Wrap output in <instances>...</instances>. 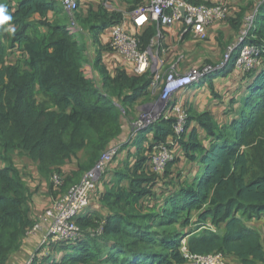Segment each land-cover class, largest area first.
<instances>
[{
  "label": "trees",
  "instance_id": "1",
  "mask_svg": "<svg viewBox=\"0 0 264 264\" xmlns=\"http://www.w3.org/2000/svg\"><path fill=\"white\" fill-rule=\"evenodd\" d=\"M0 3L12 16L3 27L15 28H0V264H6L35 223L11 155L25 153L47 177L55 199L79 182L78 175L89 170L104 149L128 136L126 132L120 138L121 117L155 96L150 74L129 75L119 68L109 73L103 65L102 52L110 50L101 36L118 23L114 11L101 6L85 17L75 12L80 31L70 34L62 21L49 19L50 13L60 14L52 0H19L14 9L7 0ZM241 21L242 17L233 21L237 30ZM254 21L247 42L263 48V61L251 71H239L247 80L248 95L238 101L236 115L219 126L209 112L187 108L185 133L178 140L174 118H159L125 140L118 154L133 147V161L101 193V206L109 215H79L81 237L40 248L32 264H188L180 252L183 242L191 254L219 253L235 257L239 264H264L260 236L246 225L264 217V0ZM84 32L95 47L91 68L98 80L84 69ZM154 34L149 25L137 35L142 49ZM14 51L19 54L16 63L7 64V55ZM237 55L238 51L231 56L230 70ZM196 128L210 139L207 148ZM167 140L180 147L189 163L200 165L202 177L197 174L181 182L177 157L167 163L162 176L152 171L154 148L168 146ZM80 153L87 163L77 160L78 173L65 175L63 166ZM53 174L61 179L59 188L51 181ZM158 185L168 192L159 194ZM223 225L225 232L220 234Z\"/></svg>",
  "mask_w": 264,
  "mask_h": 264
},
{
  "label": "built area",
  "instance_id": "2",
  "mask_svg": "<svg viewBox=\"0 0 264 264\" xmlns=\"http://www.w3.org/2000/svg\"><path fill=\"white\" fill-rule=\"evenodd\" d=\"M260 4L261 1L255 2L250 11L244 14L235 41L227 45L222 61L218 65H204L190 68L185 72L179 69L185 59L181 51H176L172 63L165 64L164 57L171 51L164 45L165 30L174 23L181 22L183 24L182 38L190 35L199 41H205L207 29L215 22L227 19L229 13L224 5L193 4L188 0H149L137 6L131 13L133 33L126 31L119 23L112 25L108 42L110 52L119 55L131 65L133 75L150 74V92L155 98L143 105V111L131 124L128 136L123 141L113 143L106 148L93 166L85 171L80 181L64 194L57 195L51 205L39 216V223L28 230L26 237L37 232L42 235L34 254L31 253L23 264H32L35 252L42 247L60 242H75L81 237L82 231L76 224V218L87 208L97 181L105 173L108 163L118 154L123 143H127L138 132L146 129L159 118H174L173 131L177 140L185 133L188 114L187 107L179 100L180 94L199 86L213 73L224 70L236 51L238 55L234 64L235 70L244 73L262 65L263 48L247 42L255 29L254 20ZM61 6L68 16L69 23L66 27L68 33L75 34L80 31L74 20V13L79 9L78 0H61ZM104 7L112 10L108 3ZM180 9H183V14ZM149 25L154 26L155 34L148 46L142 49L137 35ZM174 158L175 153L172 148L166 144L156 146L151 162L152 171L161 175L167 163ZM51 181L55 188H59L62 184L56 174H53ZM97 232L100 233L101 229ZM180 252L188 264H224L223 255L219 253L191 254L184 242Z\"/></svg>",
  "mask_w": 264,
  "mask_h": 264
},
{
  "label": "crops",
  "instance_id": "3",
  "mask_svg": "<svg viewBox=\"0 0 264 264\" xmlns=\"http://www.w3.org/2000/svg\"><path fill=\"white\" fill-rule=\"evenodd\" d=\"M18 1L19 0H7V4L14 9L17 6ZM52 1L55 2L56 8H58L60 14L55 17L52 13H50L48 15L49 19L52 21L57 18L62 21V24L68 25V16L63 12L61 0ZM148 1L149 0H78V12L79 15L85 17L89 10L96 11L98 8L101 6L104 7V5L108 3L112 7V10L108 8L106 9L114 11L118 14V23L122 25L126 31L133 33L131 13L137 6L145 4ZM192 1L202 2L209 6L224 5L227 7L229 14L227 19L217 21L207 29V39L205 41H199L190 35L182 38L181 30L183 28V24L181 22H176L165 30L164 45L171 49L169 54L164 57L165 64L168 65L172 63L175 59L176 51H181L184 54L185 59L179 66V69L184 72L190 68H198L204 65H218L222 61L223 53L227 45L233 43L236 39L238 30L236 23L233 21L241 19L242 14L247 10V0ZM111 27L112 26L108 27L101 36L103 46H107L109 42ZM82 42L87 48L84 69L86 73H89L90 70H92V55L95 51V47L92 45L89 36L85 32L83 33ZM16 56L17 58L19 56L17 52ZM8 58L9 59L6 60L7 64L12 65L16 63L15 61L13 62L10 60V57ZM102 61L109 73H113L115 69L119 68L126 70L129 75H133L131 65L127 64L119 55L104 51L102 52ZM224 70L225 71L222 73H219L221 70L218 71L219 74L215 72L216 75L213 73L210 77L205 78L199 86L190 88L185 93L179 95V100L183 105L196 113L209 112L219 126L225 125L236 115L239 109L238 101L243 96L248 95V90L246 88L247 80L244 79L243 75L235 69L230 70L229 66H227ZM231 101L234 102L233 105L230 104ZM134 112L132 113V116L130 115L127 119L121 118L122 132L120 138L124 133L123 128L127 127L124 121L130 122L129 120L133 118ZM193 126L194 124L192 123L190 128ZM196 129L200 137L203 138V146L207 148L209 146L210 139L204 136L202 130L198 128ZM126 132H128V130H126ZM148 136L147 138L151 140V137ZM167 144L174 150L175 157L179 159L178 166L180 172H184L186 174L185 177L181 174V182H184L186 179L191 181L197 174L201 176L202 171L200 170V165L189 163L181 152L180 147L174 144L171 140H167ZM133 153L134 148L129 147L126 150L120 151L117 157L114 158L112 165H110L109 169L106 170V172L97 181L95 191L89 200L88 206L80 216H89L95 212L99 213L102 217L109 215V211L101 206V193H103L105 189L113 186V178L115 177V174L121 171L126 163H132ZM11 160L15 168L18 170L19 175L28 191L29 213L31 218L35 221L34 225H36L39 223V216L51 205L54 200V197L51 196L49 191V181L46 176L39 173L37 165L33 163L25 153L15 151V153L11 155ZM73 162H76L75 158L71 159V161L63 166L62 172L65 175L78 173L79 169L74 168L73 164H69ZM185 166H189L188 171ZM0 167H2L1 162ZM79 176L80 175H78V177ZM167 192V190L160 188L158 185L159 194ZM246 225L258 232L260 242L264 250V217L259 220L247 222ZM218 232L220 234L225 232L224 225L220 227ZM41 235L42 233L37 232L36 234L26 237L22 241L20 250L11 255L6 264H21L25 256L37 246ZM224 264H239V262L235 257L225 256ZM255 264L261 263L256 262Z\"/></svg>",
  "mask_w": 264,
  "mask_h": 264
},
{
  "label": "rangeland",
  "instance_id": "4",
  "mask_svg": "<svg viewBox=\"0 0 264 264\" xmlns=\"http://www.w3.org/2000/svg\"><path fill=\"white\" fill-rule=\"evenodd\" d=\"M257 1H261L262 2V0H247V10H246V12L245 13H247V12H249L250 11V9H251V7H252V5L255 3V2H257ZM244 13V14H245ZM244 16V15H243ZM243 16H242V18H243ZM79 36V35H78ZM8 57H10V60H12L13 62L15 61L16 62V59H17V56H16V52H13V53H9L8 55H7V58H6V60H8L9 58ZM92 58H93V56H92ZM84 66H85V64H84ZM87 75L88 76H91L92 78H95L96 80H98V76H97V74H93V72H92V70H90V72L89 73H87ZM152 98H153V96H152ZM148 102H150V101H148ZM148 102H146V103H148ZM146 103H144V104H146ZM144 104H137L136 105V107L134 108V110L132 111V113L134 112V114H133V118L131 119V120H129L130 122H127V121H124V123H125V125H127V127H124L123 128V135H126V130H129L130 129V127H131V124L132 123H134L137 119H138V117L140 116V114H141V112L143 111V105ZM132 113L131 114H129L127 117H129L130 115L132 116ZM123 114V113H122ZM127 117H121L122 119H127ZM128 133V132H127ZM106 149H104L103 151H105ZM79 156L77 157L76 156V162H73V163H69V164H73V167L74 168H77V169H79L80 170V166L78 165V161L77 160H82L83 162H82V165H85L86 163H87V160H86V157H85V155L83 154V153H80V154H78ZM186 167V170L188 171L189 170V166H185ZM185 167H182V168H185ZM106 172V171H105ZM85 173V172H84ZM84 173H81L80 174V176L78 177V180L79 179H81V177H82V175L84 174ZM181 173V172H180ZM184 177L186 176V174L184 173V172H182L181 173ZM181 175V176H182ZM80 181V180H79Z\"/></svg>",
  "mask_w": 264,
  "mask_h": 264
},
{
  "label": "clouds",
  "instance_id": "5",
  "mask_svg": "<svg viewBox=\"0 0 264 264\" xmlns=\"http://www.w3.org/2000/svg\"><path fill=\"white\" fill-rule=\"evenodd\" d=\"M12 20L11 14L8 12L7 5L0 3V28H3V31H15L14 27L4 28L3 26L8 24Z\"/></svg>",
  "mask_w": 264,
  "mask_h": 264
},
{
  "label": "water",
  "instance_id": "6",
  "mask_svg": "<svg viewBox=\"0 0 264 264\" xmlns=\"http://www.w3.org/2000/svg\"><path fill=\"white\" fill-rule=\"evenodd\" d=\"M181 13L183 14V9H180Z\"/></svg>",
  "mask_w": 264,
  "mask_h": 264
}]
</instances>
